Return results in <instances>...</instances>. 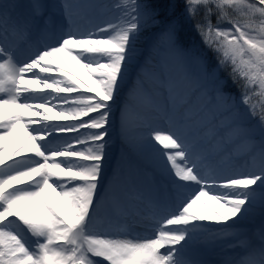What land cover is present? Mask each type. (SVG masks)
<instances>
[{
    "label": "snow or ice",
    "instance_id": "6c2138e0",
    "mask_svg": "<svg viewBox=\"0 0 264 264\" xmlns=\"http://www.w3.org/2000/svg\"><path fill=\"white\" fill-rule=\"evenodd\" d=\"M0 264H264V0H0Z\"/></svg>",
    "mask_w": 264,
    "mask_h": 264
},
{
    "label": "rangeland",
    "instance_id": "374dc122",
    "mask_svg": "<svg viewBox=\"0 0 264 264\" xmlns=\"http://www.w3.org/2000/svg\"><path fill=\"white\" fill-rule=\"evenodd\" d=\"M59 2H60V0H54V1L52 0V3H59ZM114 3H112V4H114ZM97 17H99V18H97ZM109 19H112V16L109 13H106L103 11H98L96 13L95 20L97 23H103ZM141 50H143V42H141ZM210 54H213V53H210ZM211 59L213 60V62H215V54L212 55ZM229 70H230V68L223 70V72L226 74L224 76L225 78H227ZM80 71L82 72V70H80ZM199 102L205 103L206 101L201 100ZM138 108L143 109L145 111H146V109H148L146 106H144L143 102H141V104L138 106ZM151 115H152L151 113H148L149 117H151ZM140 120H141V116L138 115L134 109L131 110L129 113V133L133 137H135L142 130ZM152 122L156 126H159L161 128L166 126L165 122L160 121V120H155ZM125 146L126 145L124 143H122L120 140H118L116 136H113L112 142L106 148V161L104 164V171L108 172V170H109V172H110L109 174H113L114 172H117V171L119 173L124 174V171H123L124 165H129L130 168H132V171H133V174L135 176V180L137 183L141 182L143 185L146 183L147 184L146 187H149V189H151L153 192H155L157 194L162 193L163 196L169 195L167 185L164 189L161 188L162 187L161 184L163 185V181L160 182L161 179L158 180L151 173H150L151 175L144 173L143 171L140 170L139 167H135V166L133 167V165H131L130 163L127 162V161H129V154H126L125 149H128V147L126 146V148H124ZM132 153H134V152L130 151V154H132ZM135 154H137V153H135ZM116 157H119L120 159L117 160ZM143 158L145 159V157H143ZM248 160H250V159L244 158V157L241 159L239 157V155L234 154L233 157L226 162L225 166L228 168H234L236 170H244L248 165ZM151 166L153 167V165H151ZM134 187L136 188L137 186H135V184H134ZM193 187H195V186H193ZM248 221H250V220H248Z\"/></svg>",
    "mask_w": 264,
    "mask_h": 264
},
{
    "label": "bare ground",
    "instance_id": "6f19581e",
    "mask_svg": "<svg viewBox=\"0 0 264 264\" xmlns=\"http://www.w3.org/2000/svg\"><path fill=\"white\" fill-rule=\"evenodd\" d=\"M110 179H111V178H110ZM146 185H147L146 183H145L144 185H143V184H139V186H138L136 189H138V190H140V191L148 190V187H146ZM115 191H116L117 193H119L120 188H119V187H116ZM152 193H153V192H152ZM153 194H155V193H153ZM155 195H156V194H155ZM157 196H162V195H157ZM137 203H138V207L135 209V211L143 212V211L145 210V206L142 205V204H139V202H137ZM109 212H114V214H116V215H120L119 212H116V211L113 209L111 201H109V202L105 205L104 209H102V214H106V213H109ZM127 220H128V217H127V216H122V218H121V220H120V224L122 225L123 221L127 222ZM119 226H120V225H119ZM136 231H137V232H140L141 234H143L145 230H144L142 227L137 226V227H136Z\"/></svg>",
    "mask_w": 264,
    "mask_h": 264
},
{
    "label": "trees",
    "instance_id": "16d2710c",
    "mask_svg": "<svg viewBox=\"0 0 264 264\" xmlns=\"http://www.w3.org/2000/svg\"><path fill=\"white\" fill-rule=\"evenodd\" d=\"M103 2H105V3H108V4H112V3H114V2H116V0H103ZM97 18H99V17H97ZM191 41V42H190ZM189 43H194L195 44V46L197 47V49H200V48H203V45L202 44H200V39H199V37L198 36H196L195 35V33H191L190 34V40H189ZM210 53H212V52H208V56L210 57V58H212V55L214 54H210ZM223 76H225L226 74L222 71V73H221ZM251 160H250V166H251Z\"/></svg>",
    "mask_w": 264,
    "mask_h": 264
}]
</instances>
